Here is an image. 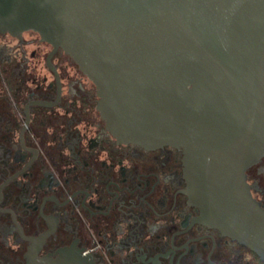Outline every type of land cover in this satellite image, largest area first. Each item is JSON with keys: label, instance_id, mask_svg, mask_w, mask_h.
<instances>
[{"label": "flooded vegetation", "instance_id": "af4514ba", "mask_svg": "<svg viewBox=\"0 0 264 264\" xmlns=\"http://www.w3.org/2000/svg\"><path fill=\"white\" fill-rule=\"evenodd\" d=\"M98 100L62 48L0 34V264H264L203 221L182 147L118 142ZM247 181L264 208V154Z\"/></svg>", "mask_w": 264, "mask_h": 264}, {"label": "water", "instance_id": "95a60500", "mask_svg": "<svg viewBox=\"0 0 264 264\" xmlns=\"http://www.w3.org/2000/svg\"><path fill=\"white\" fill-rule=\"evenodd\" d=\"M27 31L94 83L118 142L182 147L203 221L264 258L247 181L264 154V0H0V34Z\"/></svg>", "mask_w": 264, "mask_h": 264}]
</instances>
